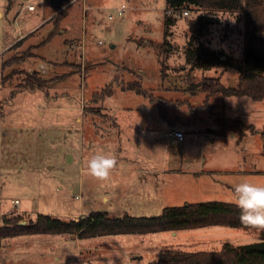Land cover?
Listing matches in <instances>:
<instances>
[{
	"label": "rangeland",
	"instance_id": "374dc122",
	"mask_svg": "<svg viewBox=\"0 0 264 264\" xmlns=\"http://www.w3.org/2000/svg\"><path fill=\"white\" fill-rule=\"evenodd\" d=\"M58 1L54 8L53 0H13L7 9L10 1L0 0V10H9L0 18V222L16 217L29 225L40 214L70 221L100 211L156 217L187 203H234V187L242 182L264 185V138L250 131L242 140L236 131L218 135L213 114L240 117L264 130V100L209 96L201 88L206 78L220 77L224 86L237 87L238 69L190 71L186 62L189 22L201 10L192 7L177 18L169 47L167 0ZM123 4L125 14L110 20ZM55 12H61L58 22L1 52L39 17ZM213 20L195 44L241 58L245 15L219 12ZM33 72L34 82L42 85L25 87ZM133 81L155 101L123 89ZM111 84L113 94L102 97ZM178 128L188 132L186 140L171 143L168 133ZM98 150L118 162L103 181L86 169ZM128 158L146 162L145 178L125 172ZM261 240L260 230L227 225L85 239L20 235L3 239L0 264H150L165 248L211 251L227 242L239 247Z\"/></svg>",
	"mask_w": 264,
	"mask_h": 264
},
{
	"label": "trees",
	"instance_id": "16d2710c",
	"mask_svg": "<svg viewBox=\"0 0 264 264\" xmlns=\"http://www.w3.org/2000/svg\"><path fill=\"white\" fill-rule=\"evenodd\" d=\"M168 10H188L198 8L202 14L189 22L192 34L187 45L186 62L190 71L201 69L209 71L218 67H235L240 72L237 87H226L221 78H206L202 85L208 95L221 93L225 97H249L254 101L264 100V0H167ZM167 10V11H168ZM219 12H239L245 15L243 56L234 58L223 50L218 51L205 43L195 44L197 35L213 24V16ZM61 12L52 19L59 21ZM167 13V12H166ZM51 19V20H52ZM177 18L165 17V44L171 36V27L175 26ZM54 32L50 34L51 39ZM47 41V40H46ZM45 41V42H46ZM44 42V44H45ZM18 42L17 44H19ZM16 44V45H17ZM36 48V47H35ZM35 48L32 47L34 50ZM32 51V50H30ZM168 51V50H166ZM33 53L31 52L30 56ZM23 61L22 59L17 63ZM7 66V65H6ZM167 65H162V75L165 77ZM192 72H190L191 75ZM25 87L34 88L37 73L29 74ZM32 79V81H31ZM41 87V86H40ZM124 90L136 93L155 101L151 91L143 88L138 81L129 83ZM114 84L107 86L101 96L113 94ZM209 106L208 103L205 104ZM212 112L214 107L210 106ZM216 124L220 127L218 135L226 136L228 131H236L242 140L248 133H260L264 138V130H257L253 125H246L240 117L229 118L224 113H213ZM240 209L235 203L220 201L187 203L182 206H172L164 209L160 216L124 217L111 216L107 212H92L88 217H79L70 221L50 215L40 214L29 225H21L16 217L0 222V247L3 239L20 235L37 234H72L78 238H94L107 235L148 234L164 231L177 232L185 229H197L215 225H227L236 228H250L240 223ZM264 239V230H260ZM150 264H264V252L247 251L234 247L227 242L220 250L183 251L165 248L159 252L157 260Z\"/></svg>",
	"mask_w": 264,
	"mask_h": 264
},
{
	"label": "clouds",
	"instance_id": "9594fccd",
	"mask_svg": "<svg viewBox=\"0 0 264 264\" xmlns=\"http://www.w3.org/2000/svg\"><path fill=\"white\" fill-rule=\"evenodd\" d=\"M117 163L114 155L98 150L87 161V174L97 180H106ZM233 195V202L240 209V223L264 230V185L242 182L235 185Z\"/></svg>",
	"mask_w": 264,
	"mask_h": 264
},
{
	"label": "crops",
	"instance_id": "0c3cea01",
	"mask_svg": "<svg viewBox=\"0 0 264 264\" xmlns=\"http://www.w3.org/2000/svg\"><path fill=\"white\" fill-rule=\"evenodd\" d=\"M10 1V4H9V6H8V8L7 9H10L11 8V5L13 4V0H9ZM20 1H22V2H24V4H26L25 2H30L31 0H20ZM158 2V0H152V3H154V4H156ZM58 4H59V1H58ZM30 6H33V5H30ZM35 10V8L34 9H32V11H34ZM58 11H60L59 9H58ZM9 12V10L7 11V12H5V11H1L0 10V18H3L4 17V15H5V13L7 14ZM55 13H57V12H55ZM55 13H53V14H50V15H48V17H44V16H42V17H39L38 18V20H37V22L34 24V27L32 28V29H30L29 31H27V32H25V33H22L21 35H20V37L19 38H17V39H15L14 40V42H12L9 46H7L6 48H4L1 52H3L4 50H6L7 48H8V50H6V52H8V51H10L11 49H13L14 48V45L15 44H17L18 42H20V43H22V42H24V44L25 43H27L28 41H27V39L33 34V33H36V32H38L40 29H42L44 26H46L47 24H49L51 21H53V17L56 15ZM59 13V12H58ZM57 13V14H58ZM55 14V15H54ZM52 19V20H51ZM96 23H98V20H96ZM50 36V34L48 35V37ZM69 41V40H68ZM68 41H66V42H68ZM19 43V44H20ZM23 46V45H22ZM30 48H35V47H37V46H34V45H31V46H29ZM44 66V65H43ZM127 110H130V109H127ZM0 113H1V110H0ZM177 123H175V125H176ZM175 125L174 124H172V127H175ZM249 125H253V126H255V128H256V125L254 124V123H251V124H249ZM120 126V125H119ZM257 129V128H256ZM177 130H180V131H183L184 132V134H185V139H184V141L186 140V136H187V134L186 133H188V132H186V131H184V130H181V129H177ZM172 131H174V130H172ZM171 132V131H170ZM169 132V133H170ZM169 133H168V136H169ZM167 135V134H166ZM170 137V136H169ZM170 138H172L171 140H173V141H171V143H179V142H177V140H175V138H173V137H170ZM183 142V141H182ZM182 152H183V149H182ZM204 159H206V158H204ZM126 160H130V162H127L128 163V167L126 168V170H125V172L126 173H131L132 171H138L139 173H140V176L141 177H146L145 176V174H144V168H143V166L146 164V162L144 161V160H138V161H134L133 162V160H131V159H126ZM132 164V165H131ZM135 164H137V165H139L140 166V169L137 167L136 169H130L129 168V166H134ZM117 165H118V163H117ZM124 171V170H123ZM84 216V215H83ZM119 217V216H118ZM122 217H124V216H122ZM177 232H173V234H176ZM26 254H30V253H28V252H26Z\"/></svg>",
	"mask_w": 264,
	"mask_h": 264
},
{
	"label": "built area",
	"instance_id": "2783aa9c",
	"mask_svg": "<svg viewBox=\"0 0 264 264\" xmlns=\"http://www.w3.org/2000/svg\"><path fill=\"white\" fill-rule=\"evenodd\" d=\"M29 9L32 10V9H34V7L33 6H29ZM126 11H127V5L123 4V5H121L120 7H118L115 10V14L114 15L111 14L109 16V19L110 20H114L116 16H123ZM167 14L170 15V16H173L175 18H178L181 15H189V11L188 10H179V9L173 8V9L168 10ZM169 136L175 138V140H177V142H182L185 139L184 132L183 131H178V130L171 131L169 133ZM15 203L19 204V201L16 200Z\"/></svg>",
	"mask_w": 264,
	"mask_h": 264
},
{
	"label": "water",
	"instance_id": "95a60500",
	"mask_svg": "<svg viewBox=\"0 0 264 264\" xmlns=\"http://www.w3.org/2000/svg\"><path fill=\"white\" fill-rule=\"evenodd\" d=\"M53 7L56 8L58 5V0H53L52 2ZM83 218L85 216H82ZM239 249L247 250V251H262L264 252V240L254 242V243H248L243 244L238 247Z\"/></svg>",
	"mask_w": 264,
	"mask_h": 264
}]
</instances>
